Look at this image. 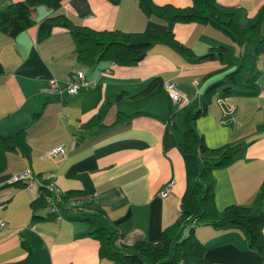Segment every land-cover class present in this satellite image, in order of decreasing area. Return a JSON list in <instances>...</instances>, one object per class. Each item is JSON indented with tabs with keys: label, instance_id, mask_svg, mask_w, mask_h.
Returning <instances> with one entry per match:
<instances>
[{
	"label": "crops",
	"instance_id": "1",
	"mask_svg": "<svg viewBox=\"0 0 264 264\" xmlns=\"http://www.w3.org/2000/svg\"><path fill=\"white\" fill-rule=\"evenodd\" d=\"M10 1L0 0V7ZM263 3L215 0L220 10L232 12L240 26L250 23ZM56 12L98 29L167 27L190 50L180 52L155 42L133 64L103 58L80 62L68 29L48 19ZM31 15L34 22L16 35L0 30V132L13 133L22 126L30 145L29 155L6 151L4 172L7 177L28 168L38 186L41 174L55 170L61 190L82 189L94 194L97 203L59 206L62 217L57 220L43 205L32 206L36 189L31 197L22 180L0 179V218L5 220L0 226V264H109L108 257L99 255L98 240L88 234V222L81 214L94 207L102 210L91 215L94 224L116 228L126 242L139 237L156 240L161 229L176 219L180 205L190 201L191 182L198 172L197 149L183 150L175 130H185L186 111L206 99V111L191 121L196 132L209 147L230 143L238 148L229 163L211 170L216 207L259 202L264 179V51L256 56L252 93H225L223 84L206 92L234 65L227 60L239 56L246 35L233 37L209 21L164 22L147 14L139 0H61L57 8L38 3ZM219 44L224 47L216 49ZM210 48L213 56L202 55ZM108 67L110 71L105 70ZM76 69L96 82L68 93L64 86ZM155 75L176 82L182 92L179 101L171 100L159 85L147 94L138 93ZM52 77L61 91L47 88ZM107 99L103 125H85ZM118 111L122 119L114 122ZM60 144L62 151L47 152ZM170 180L169 192L160 194ZM261 204L264 207V199ZM195 234L212 264H264L262 254L249 246L239 227L200 223Z\"/></svg>",
	"mask_w": 264,
	"mask_h": 264
},
{
	"label": "trees",
	"instance_id": "2",
	"mask_svg": "<svg viewBox=\"0 0 264 264\" xmlns=\"http://www.w3.org/2000/svg\"><path fill=\"white\" fill-rule=\"evenodd\" d=\"M60 2L61 0L10 1L0 7V30L11 36L16 35L34 22L31 11L36 4L45 3L52 8H57ZM139 4L147 14H153L164 22L209 21L233 37L235 34L246 35L239 56L233 61L227 60L228 65H232V62L234 65L224 71L222 78L208 85L206 92L213 90L218 84H223L222 89L225 93H252L254 91L257 72L256 56L264 51V30L261 28L264 3L259 6L246 26H240L235 21L232 12L220 10L215 0H190L188 4L183 5L139 0ZM48 19L68 29L74 42L76 59L80 62L93 63L103 58L118 64H133L139 61L155 42L166 43L180 52L190 50V47L179 41L173 31L167 27L149 26L142 30L98 29L76 23L62 12L53 13L48 16ZM220 47L224 46L219 44L216 49ZM202 55L213 56L214 51L210 48ZM2 70L0 63V72ZM162 82V77L155 75L138 93L147 94L153 91L156 85L165 91ZM108 102V99L105 100L84 124L103 125L102 116ZM206 103L207 99L197 108L186 111L187 128L175 130L178 144L183 150L197 149L198 172L191 182L190 201L180 205L176 219L161 229L156 240L139 237L129 243L126 241L117 243L115 239L119 231L116 228L108 224H94L91 215L101 214V208L82 210L81 214L88 222L87 232L98 240V253L100 256L108 257L109 264H177L179 261H185L187 264H212L204 255L203 241L195 234V227L200 223H210L221 227H239L244 232L249 246L258 250L264 259V207L261 204L264 199V179L259 187L260 200L258 203L231 202L221 210L216 207L213 200L214 177L211 175V170L213 167L229 163L238 148L230 143L209 147L196 132L191 121L206 111ZM129 115L125 114V117ZM121 117V112L118 111L114 122L121 120ZM7 150H19L24 155H29L30 145L25 139L24 127L19 126L13 133L0 132V179L6 178L4 169ZM42 186L39 180L38 186H35L33 182L30 190L25 188L31 197L34 189L38 193L31 199L33 207L44 206L43 192L45 190ZM22 187H24L23 183ZM96 203L94 194L87 195L82 189L68 188L62 192L60 206L64 209L75 206L82 208Z\"/></svg>",
	"mask_w": 264,
	"mask_h": 264
},
{
	"label": "built area",
	"instance_id": "3",
	"mask_svg": "<svg viewBox=\"0 0 264 264\" xmlns=\"http://www.w3.org/2000/svg\"><path fill=\"white\" fill-rule=\"evenodd\" d=\"M105 70L110 71V68H106ZM96 80L94 78H88L85 76L83 70L76 69L74 73L69 77L67 80L64 89L68 93H74L79 90L81 87H89L95 84ZM162 86L167 92L168 96L174 100L179 101V99L182 97V92L177 88L176 82L172 79H163ZM49 90H58L61 91L62 89L56 82L55 78L52 77L49 80V84L47 86ZM62 145H58L54 148L49 149L48 153H56L59 151H62ZM56 176L57 173L55 170H49L45 174H41L39 176V180L42 182L43 190H45L44 193V207L49 210L50 212H53L55 214V218L57 220H60L62 215L59 212V206L60 201L62 197V192L59 188V186L56 184ZM34 174L30 171V169L26 168L24 170H21L20 172L14 173L12 175H8L6 178H4L3 181H15V180H22L24 188L27 190H30L33 186V182L35 181ZM25 180V181H23ZM172 181H167L159 190L160 194H165L171 189ZM5 224V220L3 218H0V226ZM134 233H137V231H134ZM115 241L117 243L125 242L126 239L123 234L119 233L116 237Z\"/></svg>",
	"mask_w": 264,
	"mask_h": 264
},
{
	"label": "rangeland",
	"instance_id": "4",
	"mask_svg": "<svg viewBox=\"0 0 264 264\" xmlns=\"http://www.w3.org/2000/svg\"><path fill=\"white\" fill-rule=\"evenodd\" d=\"M74 73V72H73ZM169 192V191H168Z\"/></svg>",
	"mask_w": 264,
	"mask_h": 264
}]
</instances>
